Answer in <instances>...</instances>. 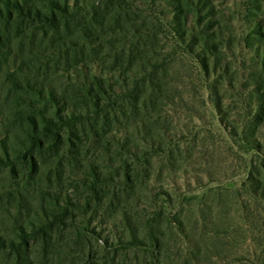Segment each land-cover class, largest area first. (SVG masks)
I'll return each instance as SVG.
<instances>
[{"label":"rangeland","instance_id":"obj_1","mask_svg":"<svg viewBox=\"0 0 264 264\" xmlns=\"http://www.w3.org/2000/svg\"><path fill=\"white\" fill-rule=\"evenodd\" d=\"M4 1L0 264H264V0Z\"/></svg>","mask_w":264,"mask_h":264},{"label":"trees","instance_id":"obj_2","mask_svg":"<svg viewBox=\"0 0 264 264\" xmlns=\"http://www.w3.org/2000/svg\"><path fill=\"white\" fill-rule=\"evenodd\" d=\"M6 8L11 13H17L20 16H24L31 21H40V22H47V21H54L56 16L54 12L60 13H67L69 9L68 4L60 3L59 1H49L46 5L48 9L52 12V16H48V13H45L42 10L37 9L31 5L25 3L26 1L23 0H5L4 1ZM23 2V4H22ZM98 92L93 91L90 89V95L92 98H95V107L98 108L101 103V93H104L103 86L99 82L97 87ZM43 96V93H42ZM51 101L53 105H55L58 109L53 113L51 116L42 115L41 123L37 122L34 118H28V121L31 125V130L33 132L32 136H30V146L28 150L34 154V150H45V146L47 148H52L54 144H61L64 135V127H72L77 121L80 120V115L78 116L74 112L69 110V107L60 106L57 98L51 95ZM55 129V131H53ZM53 135L52 137L49 135ZM49 140L53 141L49 143ZM31 169L32 171H36L38 168V161L35 159L33 155H31Z\"/></svg>","mask_w":264,"mask_h":264}]
</instances>
